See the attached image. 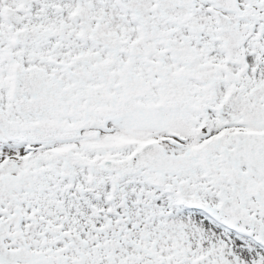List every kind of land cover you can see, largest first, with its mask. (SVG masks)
Instances as JSON below:
<instances>
[{"label": "snow or ice", "instance_id": "obj_1", "mask_svg": "<svg viewBox=\"0 0 264 264\" xmlns=\"http://www.w3.org/2000/svg\"><path fill=\"white\" fill-rule=\"evenodd\" d=\"M0 264H264V0H0Z\"/></svg>", "mask_w": 264, "mask_h": 264}]
</instances>
